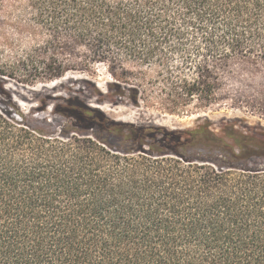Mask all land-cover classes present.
Returning a JSON list of instances; mask_svg holds the SVG:
<instances>
[{
    "label": "trees",
    "instance_id": "obj_1",
    "mask_svg": "<svg viewBox=\"0 0 264 264\" xmlns=\"http://www.w3.org/2000/svg\"><path fill=\"white\" fill-rule=\"evenodd\" d=\"M235 61L264 64V0H0V264H264V135L24 111L6 86L105 63L100 104L185 114Z\"/></svg>",
    "mask_w": 264,
    "mask_h": 264
},
{
    "label": "rangeland",
    "instance_id": "obj_2",
    "mask_svg": "<svg viewBox=\"0 0 264 264\" xmlns=\"http://www.w3.org/2000/svg\"><path fill=\"white\" fill-rule=\"evenodd\" d=\"M72 56L68 49L60 55L66 62H70L68 60ZM44 61L48 62V59ZM219 78L221 86L218 102L206 110L191 109L185 114H170L146 106L112 105L107 102L100 104L93 88L83 81L90 80L105 91L106 82L111 81L105 63L96 64L93 73L70 67L62 77L55 80L40 78L28 86L8 80L6 86L24 111L40 106V100H44L48 103L49 112L53 104L63 102L62 98L79 96L87 99L90 105L103 109L111 118L124 122L152 124L169 129L193 128L198 118L207 116L211 127L221 135L233 129L249 135H264V64L258 63L252 67L240 61L230 62L219 68ZM1 106L4 107V104ZM61 122L58 120V127ZM202 122L204 119H201Z\"/></svg>",
    "mask_w": 264,
    "mask_h": 264
}]
</instances>
